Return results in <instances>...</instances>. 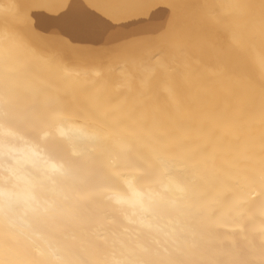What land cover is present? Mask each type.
Masks as SVG:
<instances>
[{
  "label": "bare ground",
  "instance_id": "6f19581e",
  "mask_svg": "<svg viewBox=\"0 0 264 264\" xmlns=\"http://www.w3.org/2000/svg\"><path fill=\"white\" fill-rule=\"evenodd\" d=\"M67 2L0 0V49L12 52L0 93L23 109L41 90L65 108L54 125L0 143V176L5 167L18 173L19 198L15 226L0 219V244L10 249L0 261L55 264L49 252L59 248L91 261L264 264V0H84L112 22L65 47L55 38L67 40ZM172 4L183 7L173 14ZM37 134L81 163L113 160L116 180L105 191L89 186L94 178L79 184L67 215L34 216L25 200ZM145 173L155 179L136 187L174 207L161 222L171 237L107 199L126 196L125 181ZM67 192L57 184L40 195L67 207Z\"/></svg>",
  "mask_w": 264,
  "mask_h": 264
},
{
  "label": "snow or ice",
  "instance_id": "6c2138e0",
  "mask_svg": "<svg viewBox=\"0 0 264 264\" xmlns=\"http://www.w3.org/2000/svg\"><path fill=\"white\" fill-rule=\"evenodd\" d=\"M181 7L183 6L179 4L170 5L173 14L178 12ZM65 8L64 26L61 32L63 37H67V40L60 37L55 38L65 47L77 38H90L100 34V24L111 23L113 19L112 16H106L100 12L97 6L84 3V0H68ZM11 60L12 52L9 49H0V72L2 75L10 72ZM35 97V102L31 106L22 109L18 103L12 101L9 95L0 93V129L5 130V135L0 137V143H7L9 135L22 138L28 134L29 128L33 125L51 126L63 119L65 112L63 106L49 100L41 90H37ZM34 140L36 141L34 145L36 154L32 164L34 173L28 174L30 191L25 204L36 217L55 218L57 215H67L72 212L77 202L75 195L77 186L90 178H94L95 182L89 186L95 191L107 190L116 180L112 174L116 165L111 159L106 160L103 156H95L85 164L74 158L66 157L61 144L55 139L37 134ZM166 150L165 146L160 147V151ZM10 155V152L5 154V158L8 159ZM51 160L58 163L50 165L49 161ZM4 171L6 174L0 176V219L5 220L11 228L16 224L14 209L19 203L18 185L15 183L18 173L10 167H5ZM154 179L153 176L146 173L127 179L125 181L127 195H110L107 199L114 200L117 204H128L139 209L140 222L144 227L171 237L174 232L169 224L161 222L168 220L174 207L170 206L163 196L154 194L151 189L144 190L136 187L139 180L151 181ZM57 184L68 186V192L64 196L65 201L68 202L67 207H58L50 201L43 200L40 195ZM175 190L181 194L186 192V189L180 185H175ZM179 214H182V210ZM6 250L10 251L0 244V254ZM49 255L55 257V264H204L203 259L195 258L177 262L170 259L139 256L91 261L79 257L74 252H63L59 248L51 249ZM0 264L3 262L0 261ZM16 264H27V262L18 261Z\"/></svg>",
  "mask_w": 264,
  "mask_h": 264
},
{
  "label": "rangeland",
  "instance_id": "374dc122",
  "mask_svg": "<svg viewBox=\"0 0 264 264\" xmlns=\"http://www.w3.org/2000/svg\"><path fill=\"white\" fill-rule=\"evenodd\" d=\"M133 26H135V24L134 25H131L130 27H128L127 29H129V28H132Z\"/></svg>",
  "mask_w": 264,
  "mask_h": 264
}]
</instances>
